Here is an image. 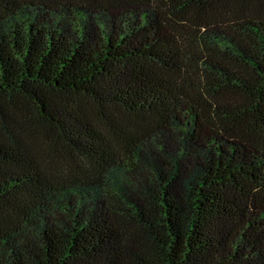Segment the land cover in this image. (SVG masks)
<instances>
[{
  "label": "trees",
  "instance_id": "1",
  "mask_svg": "<svg viewBox=\"0 0 264 264\" xmlns=\"http://www.w3.org/2000/svg\"><path fill=\"white\" fill-rule=\"evenodd\" d=\"M0 264H264V0H0Z\"/></svg>",
  "mask_w": 264,
  "mask_h": 264
}]
</instances>
